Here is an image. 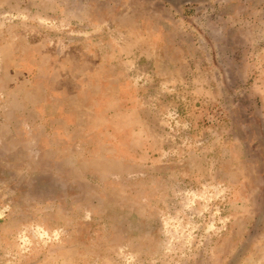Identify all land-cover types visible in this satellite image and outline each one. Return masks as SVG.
I'll use <instances>...</instances> for the list:
<instances>
[{"label": "rangeland", "instance_id": "obj_1", "mask_svg": "<svg viewBox=\"0 0 264 264\" xmlns=\"http://www.w3.org/2000/svg\"><path fill=\"white\" fill-rule=\"evenodd\" d=\"M0 264H264V0H0Z\"/></svg>", "mask_w": 264, "mask_h": 264}]
</instances>
